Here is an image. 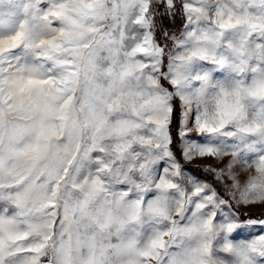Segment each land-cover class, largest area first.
Masks as SVG:
<instances>
[{
    "label": "snow or ice",
    "instance_id": "1",
    "mask_svg": "<svg viewBox=\"0 0 264 264\" xmlns=\"http://www.w3.org/2000/svg\"><path fill=\"white\" fill-rule=\"evenodd\" d=\"M0 264H264V0H0Z\"/></svg>",
    "mask_w": 264,
    "mask_h": 264
},
{
    "label": "rangeland",
    "instance_id": "2",
    "mask_svg": "<svg viewBox=\"0 0 264 264\" xmlns=\"http://www.w3.org/2000/svg\"><path fill=\"white\" fill-rule=\"evenodd\" d=\"M188 167H196V165H187ZM242 211H243V209H242ZM259 211V209H256V208H252V209H250V213L251 214H255V213H257Z\"/></svg>",
    "mask_w": 264,
    "mask_h": 264
}]
</instances>
